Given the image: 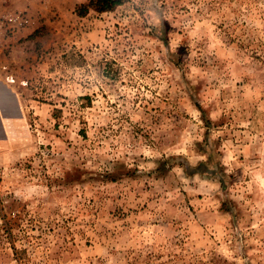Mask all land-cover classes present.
I'll return each mask as SVG.
<instances>
[{"label": "rangeland", "instance_id": "rangeland-1", "mask_svg": "<svg viewBox=\"0 0 264 264\" xmlns=\"http://www.w3.org/2000/svg\"><path fill=\"white\" fill-rule=\"evenodd\" d=\"M91 1L0 0V264H264V0Z\"/></svg>", "mask_w": 264, "mask_h": 264}, {"label": "trees", "instance_id": "trees-1", "mask_svg": "<svg viewBox=\"0 0 264 264\" xmlns=\"http://www.w3.org/2000/svg\"><path fill=\"white\" fill-rule=\"evenodd\" d=\"M95 3L98 6L97 8L99 9V11L106 12V11H111L116 6L120 5L121 4V0H96V1H91L88 5L82 6L80 10L85 13L90 8H94Z\"/></svg>", "mask_w": 264, "mask_h": 264}, {"label": "built area", "instance_id": "built-area-1", "mask_svg": "<svg viewBox=\"0 0 264 264\" xmlns=\"http://www.w3.org/2000/svg\"><path fill=\"white\" fill-rule=\"evenodd\" d=\"M13 20H15V21L19 20V22H22L23 18H22L20 15H18V16L16 17V19L14 18ZM13 20H12V21H13ZM24 22H26V21H24Z\"/></svg>", "mask_w": 264, "mask_h": 264}]
</instances>
